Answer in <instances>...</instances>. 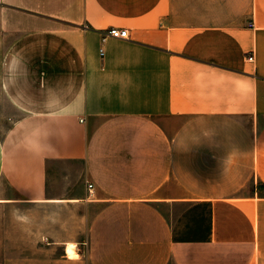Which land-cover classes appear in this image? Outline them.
<instances>
[{
	"label": "crops",
	"instance_id": "0c3cea01",
	"mask_svg": "<svg viewBox=\"0 0 264 264\" xmlns=\"http://www.w3.org/2000/svg\"><path fill=\"white\" fill-rule=\"evenodd\" d=\"M0 48L31 264H264V0H0Z\"/></svg>",
	"mask_w": 264,
	"mask_h": 264
},
{
	"label": "rangeland",
	"instance_id": "374dc122",
	"mask_svg": "<svg viewBox=\"0 0 264 264\" xmlns=\"http://www.w3.org/2000/svg\"><path fill=\"white\" fill-rule=\"evenodd\" d=\"M1 52V48H0ZM11 109L4 97L0 84V129L7 125V116ZM16 216V217H15ZM18 216V218H17ZM25 219L21 221L19 208L13 204L0 205V264H31V249H35L40 244L35 238L30 237L28 212L22 215ZM55 255L51 252L49 255ZM34 253V257H36ZM45 264L46 252H42ZM38 264V262H34ZM86 264H88L86 262Z\"/></svg>",
	"mask_w": 264,
	"mask_h": 264
},
{
	"label": "built area",
	"instance_id": "2783aa9c",
	"mask_svg": "<svg viewBox=\"0 0 264 264\" xmlns=\"http://www.w3.org/2000/svg\"><path fill=\"white\" fill-rule=\"evenodd\" d=\"M107 37L127 39L128 38V30L122 29V28L112 27V28H109V29L102 31V39L105 40ZM102 54H103V52H102ZM249 59L252 61L253 56L249 57ZM88 187L90 190H92L94 186H93V184L89 183Z\"/></svg>",
	"mask_w": 264,
	"mask_h": 264
}]
</instances>
